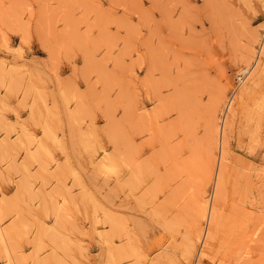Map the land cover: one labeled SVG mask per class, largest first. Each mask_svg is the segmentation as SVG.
Instances as JSON below:
<instances>
[{"label":"rangeland","instance_id":"1","mask_svg":"<svg viewBox=\"0 0 264 264\" xmlns=\"http://www.w3.org/2000/svg\"><path fill=\"white\" fill-rule=\"evenodd\" d=\"M99 2L0 0V264H264V4L109 0L137 17L126 37L74 47L43 26V43L26 35L24 5L49 6L54 32L77 23L67 5ZM101 16L86 6L79 19ZM125 58L153 83L151 116L115 71Z\"/></svg>","mask_w":264,"mask_h":264},{"label":"snow or ice","instance_id":"2","mask_svg":"<svg viewBox=\"0 0 264 264\" xmlns=\"http://www.w3.org/2000/svg\"><path fill=\"white\" fill-rule=\"evenodd\" d=\"M262 4H264V0H261ZM147 3V0H145ZM92 7L98 9L103 16L97 17L95 20H89L88 22H83L79 18L81 16L82 9L84 7ZM4 8H9V5H3ZM23 7L29 9L31 13V17L25 16L23 18V23L26 25L28 31L27 34L32 39L39 38L43 43L45 38V32L42 31V26L47 29V35L49 38H55L58 42L62 44L71 43L74 47L79 44L83 46L85 43H90L92 41H100L103 39L105 33L111 34L115 37L127 36V30L123 27V25L127 24L129 26H134L138 23L136 16H129L127 14L126 8L128 6L125 5H117L114 3H110L109 0H100L99 3H93L91 5H81V4H72L67 5L73 9V15L77 19V23L73 28H69L68 24L64 20H60L55 24L54 32L48 28L49 22L45 21V17L43 14V9L46 6L44 4L39 5H24ZM51 7H57L56 5H52ZM152 6L149 5V8ZM40 10V14L37 15V11ZM262 18H264V9L261 10ZM0 23L2 25H7L10 23V19L7 13L0 16ZM261 32V39L264 41V23L259 24V29ZM3 34L5 36V40L11 34V29L8 27H3ZM123 47L124 44H121ZM136 48H139V52H143L144 48L140 47L139 43L136 42L135 47L133 48V56H137ZM104 47L102 44L97 45V56L99 57L104 52ZM79 63V61H77ZM84 63H87V56H85ZM127 67L121 71L119 68H116L115 71L117 74L121 75L123 79L128 83L129 90L132 94V103L133 105L140 110V114L142 116H151L153 110L157 108V99L158 97H154L152 95L153 92V83L148 77H145L143 71H139L136 64L132 61L131 58H125L124 62ZM107 71H113V64L109 62L107 65ZM139 77H143V79H138ZM161 94H170V90H162ZM113 97L118 95V90H113L111 93ZM149 102H151L149 104ZM199 102L204 106H211V101L207 95L200 97ZM148 107H145V106ZM128 105L125 104L123 106H118L116 110V117L118 119L127 120L128 118ZM179 118V113L177 111H170L168 113L167 119L175 121ZM197 134L199 136L207 137L209 134V129L206 124L202 125L198 128ZM184 133L178 132L174 141L176 143H180L182 141ZM188 155V152L184 153ZM183 264V261L180 262ZM195 264V262H193ZM202 264H209V262L205 261Z\"/></svg>","mask_w":264,"mask_h":264},{"label":"bare ground","instance_id":"3","mask_svg":"<svg viewBox=\"0 0 264 264\" xmlns=\"http://www.w3.org/2000/svg\"><path fill=\"white\" fill-rule=\"evenodd\" d=\"M216 138H217V136H216ZM224 140H225V128H224V131H221V134L218 138V143L220 144L221 150H223V147H224V142H225ZM222 157H223V155H222ZM216 203H214V205H212V209L210 211V214H208V217L210 218V225H209V229H208V238L213 237V235L217 229V225H218L219 213H218V209H217L218 206ZM204 214H205V212H204Z\"/></svg>","mask_w":264,"mask_h":264}]
</instances>
